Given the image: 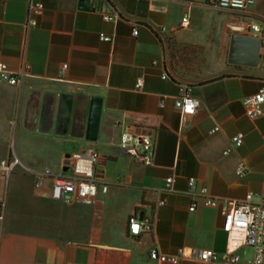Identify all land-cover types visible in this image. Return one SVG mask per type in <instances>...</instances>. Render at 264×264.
Masks as SVG:
<instances>
[{
    "label": "crops",
    "instance_id": "crops-1",
    "mask_svg": "<svg viewBox=\"0 0 264 264\" xmlns=\"http://www.w3.org/2000/svg\"><path fill=\"white\" fill-rule=\"evenodd\" d=\"M34 1L43 14L26 28L29 0H0V62L13 73L29 66L19 84L0 83V163H20L0 176V264H158L148 256L153 248L168 256L180 248L224 252L219 210L198 201L190 212L187 180L221 200L261 190L264 117L247 118L241 103L264 85V66L260 59L261 69L228 65L227 54L232 34L260 37L264 53V0L244 10L208 7L206 0ZM184 17L188 25L180 28ZM180 83L200 103L184 129L174 107ZM92 97L102 101L94 142L83 137ZM123 132L150 135L153 165L120 149ZM86 149L103 158L108 184L94 203L52 199L51 177L37 186L46 168L59 174L67 156ZM239 162L248 168L243 178L235 175ZM132 218L150 230L130 236Z\"/></svg>",
    "mask_w": 264,
    "mask_h": 264
},
{
    "label": "built area",
    "instance_id": "built-area-1",
    "mask_svg": "<svg viewBox=\"0 0 264 264\" xmlns=\"http://www.w3.org/2000/svg\"><path fill=\"white\" fill-rule=\"evenodd\" d=\"M255 0H206L205 5L220 10H244L252 6ZM43 4L29 0L27 4V18L25 27L36 26V19L43 14ZM103 20L115 21L117 15L103 14ZM188 25V17L181 20L180 28ZM250 30L259 33L261 29L258 25H251ZM138 33L136 26L133 27L132 34ZM100 40L111 41V38L99 34ZM260 63L264 66V53L260 56ZM67 65L61 67V75L66 70ZM29 66L24 64L17 73L10 72L6 65L0 62V83L15 86L19 84L20 79L28 73ZM168 76L162 75L163 79ZM142 80H136L135 90L141 91ZM242 107L247 118L255 120L264 117V85H262L254 94L243 98ZM200 103L191 92V87L187 83H180L174 98V107L180 115V128L187 127L189 120L195 116ZM218 127L213 128L210 133H216ZM231 145L239 148L243 142V135L236 134L231 139ZM120 149L139 160L145 166H151L154 163V147L151 137L147 133L123 132L119 139ZM231 149L228 148L223 155H229ZM103 158L92 149H86L82 153L72 154L65 158L63 170L59 174H52L50 169L46 168L41 175L37 177V186L45 177H51V197L57 201H72L85 204L94 203L97 193L106 192L108 184L100 173V166ZM20 165L16 158L11 161L0 163V176L8 177L16 166ZM248 172L244 162H239L235 167V175L243 178ZM174 177L166 179V192H172ZM188 194L192 198L189 211L193 212L197 202L208 208L219 210L223 218L222 230L227 236L226 250L217 253L210 249L180 248L175 255H165L160 253L157 248L149 251V259L158 264H179L182 261H193L197 264H264V171L262 177V186L257 194L258 202H253V194L248 193L243 200L231 201L221 200L212 197L206 186L199 185L194 178L187 180ZM163 202H160L162 204ZM3 205L0 203V210ZM150 230V224L137 218L129 220L128 234L138 237L142 232ZM250 247L251 257L248 261H242L237 252L242 247Z\"/></svg>",
    "mask_w": 264,
    "mask_h": 264
},
{
    "label": "water",
    "instance_id": "water-1",
    "mask_svg": "<svg viewBox=\"0 0 264 264\" xmlns=\"http://www.w3.org/2000/svg\"><path fill=\"white\" fill-rule=\"evenodd\" d=\"M262 39L258 36L232 34L230 36L227 64L256 69L259 64ZM102 101L92 97L87 105L84 121V138L96 141L99 128Z\"/></svg>",
    "mask_w": 264,
    "mask_h": 264
},
{
    "label": "rangeland",
    "instance_id": "rangeland-1",
    "mask_svg": "<svg viewBox=\"0 0 264 264\" xmlns=\"http://www.w3.org/2000/svg\"><path fill=\"white\" fill-rule=\"evenodd\" d=\"M258 69H261V66H259ZM262 69H264V68H262ZM252 194L254 195V196H253V202H258V197H257L258 192L255 191V192H252ZM251 254H252V250H251L250 247H247V246L242 247V248L237 252V255L239 256V258H240L242 261H244V262H246V261H248V260L250 259Z\"/></svg>",
    "mask_w": 264,
    "mask_h": 264
}]
</instances>
